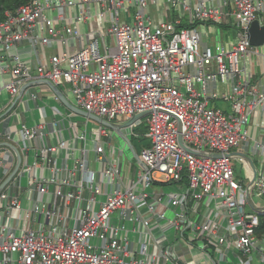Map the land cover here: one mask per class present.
Instances as JSON below:
<instances>
[{
    "label": "built area",
    "instance_id": "built-area-1",
    "mask_svg": "<svg viewBox=\"0 0 264 264\" xmlns=\"http://www.w3.org/2000/svg\"><path fill=\"white\" fill-rule=\"evenodd\" d=\"M161 2L187 12L192 27L179 19L156 22L150 8ZM96 22L101 27L91 29ZM255 22L264 24V0H196L194 7L190 0H32L7 12L0 23V96L17 102L35 77L66 86L76 108L109 123L143 116L130 136L145 126L150 147L139 155V169L125 189L115 163L92 168V154L102 164L107 149L116 152L103 126L90 138L68 120L56 121L74 130L71 147L64 140L44 146L45 125L22 124L13 137L0 131L21 156L0 192V264H264V210L250 211L248 204L252 189L264 196V178L246 189L232 165L233 151L249 140L252 117L264 115V72L258 87L243 67L251 56L264 61V46L248 39ZM198 26L236 38L202 47ZM70 42L80 46L56 53L48 65L21 59L28 46ZM220 85L229 89L221 95L229 113L210 105ZM254 147L264 150V138ZM60 153L68 156L60 159ZM10 160L0 155V187ZM15 163L13 154V172ZM184 180L185 193L149 192L159 181ZM204 200L215 202L214 215L200 210ZM140 206L163 221L174 215L167 222L189 244L191 259L175 248L169 254L168 239L154 236ZM130 232L141 236L138 256L129 249Z\"/></svg>",
    "mask_w": 264,
    "mask_h": 264
},
{
    "label": "crops",
    "instance_id": "crops-1",
    "mask_svg": "<svg viewBox=\"0 0 264 264\" xmlns=\"http://www.w3.org/2000/svg\"><path fill=\"white\" fill-rule=\"evenodd\" d=\"M190 3L191 6L194 7L196 5V0H190ZM150 11L151 13H153V17L156 20V22L161 20L174 21L175 19H179L182 22V26L192 27L190 25L188 18L189 14L187 12L183 11L182 9L172 10L166 2H161L157 8L151 7ZM100 24L101 23L99 22L93 23L91 25V29L96 30L100 28L101 27ZM78 29L82 32H87L89 30L88 27H83V26H80ZM197 30L201 32L203 36L202 47L212 46L220 41L223 42V37L217 35L215 27L206 30V28L198 26ZM225 43H228V41ZM79 46L80 44L75 42H70L66 46L55 43L51 44L48 47L37 46L35 48L28 46L23 50H21V59L33 66H36L39 63L48 65L50 58L56 53H61L64 50L72 51L73 48L77 49ZM10 54L14 55L15 52L12 51ZM243 67L246 70V73L250 76L251 81L255 86L259 87L263 84L262 75L264 72V61L262 58L251 56L243 62ZM4 80L5 81L9 80V77H5ZM57 88L66 97V99L71 104L74 105L73 97L68 92V87L59 86ZM228 92L229 89L227 87H224L222 85L218 86L217 93L219 97L217 100L211 101L210 105L213 106L215 109H219L223 111L224 113H229L230 112L229 105L221 99V95ZM15 102L16 99L12 101L7 93H3L0 96V131L6 136L10 135L13 137V135L16 134V132L18 131V129L21 127L22 124H25L28 127L45 125L46 132L48 133V135L46 136V138L42 140V144L44 146H48L49 144L56 145L58 142L64 140L65 142H67L68 146L71 147L74 146L73 138L75 136V132L73 129L70 128L74 126L75 129L78 131V134L82 133V131L81 130L79 131L77 128V125L80 124L76 123V121L73 120L77 115L69 111L53 94L51 88L47 84L41 82V80L36 79V77L34 78V80L27 82V84L23 86L21 95L19 99H17V102L16 103ZM64 119L68 120L66 122V125L70 126L69 130L65 128V125L63 127L62 125L61 127L59 126V123L63 122ZM56 121H61V122L56 124L55 123ZM88 126H89L88 122L85 123V130L89 135ZM98 129L93 130L91 132V138L92 137L95 138ZM106 129L113 136V138L116 137L111 130H109L108 128ZM248 129H249L248 142L244 143L239 149L233 151L232 153V158L235 166L237 165V168H241V175H242L241 177L240 176L236 177L237 174L235 171L236 180L240 182L246 189L252 188V186L254 185L255 181L258 178H264V150L258 151L254 147V143L256 140H261L262 138H264V115L260 113L255 114L250 121ZM8 144L13 146V140L11 142H8L7 140H5V138L0 139V155L7 153L8 155L11 156V160L8 163V168L10 170L9 176H11V174L13 173V154L16 162L14 168L17 167L18 158H17V154L11 148L8 147ZM113 153H114L113 149H107L106 158L102 164H97L95 162V156L94 154H92L91 156L92 168L100 170L106 168L108 165H110V163H115L123 173V186H124L123 188L128 189L132 186L133 180L135 178V173L139 169L137 166L140 163L137 162V165L130 164L128 165L127 168V166L125 167V162L123 161L125 151L123 150L122 153L119 150L118 157H116L117 151L114 154ZM67 156L68 153H60L58 155L60 159H64ZM30 160H32V157ZM247 160H249V162H251L254 165V168L257 172V179H255V171L251 169L252 168L251 164H249ZM159 182L161 183H155L153 185V188L149 191L150 193H155V194L165 193L164 187L166 185L168 186L173 184V183L165 184L162 183V181ZM174 187L176 190L175 192L185 193L187 192V181L184 180L180 183H176ZM141 191H142V187L140 186L138 188V192ZM249 197L253 206L252 208L249 206L250 211L264 210V196L257 197L252 189V192L249 195ZM215 207L216 204L212 200H204L200 204V210H205V211L207 210L208 214L211 215L215 214ZM140 210L143 216L149 218L152 221L154 236L157 237L165 236L170 243L168 244L169 247L172 248V252H173V248H175L177 252H182L185 255L187 254L188 258L190 259L192 258V254L189 249V244L182 241L181 238L177 239V237L175 236V232L173 231V229H171L168 222L162 224L163 220L159 219L157 215L149 214L147 212L146 206H140ZM115 217L117 218V216ZM128 227L130 228L131 225L128 224ZM171 231L174 232L172 238L168 236V233ZM128 236L130 239L129 249L133 252V254L138 256L142 250L141 236L139 234H134L132 232H130ZM186 237L189 241V237L188 236ZM173 239L174 242L172 241ZM155 251H156L155 247L152 246V252ZM230 256H232V253L230 254ZM234 256L235 255L233 254V257ZM227 262L231 264L230 259L227 260Z\"/></svg>",
    "mask_w": 264,
    "mask_h": 264
},
{
    "label": "water",
    "instance_id": "water-1",
    "mask_svg": "<svg viewBox=\"0 0 264 264\" xmlns=\"http://www.w3.org/2000/svg\"><path fill=\"white\" fill-rule=\"evenodd\" d=\"M248 39H249L250 44L254 47L264 46V24L261 25L259 22L253 23L249 29V32H248ZM41 82L47 84L51 88L53 94L59 99V101L69 111L73 112L77 116H81L83 118H86L87 120L94 121V122L98 123L99 125L111 130L114 133V135L116 136V138H118L119 141L124 145L125 153L129 154L136 162H138V163L141 162L138 153L135 151V148L131 143L130 127L136 121L143 118V116L135 117L130 122H128L124 125H117V124L109 123V122H107L101 118H98L94 115H91L87 112H84V111L76 108L73 104H71L66 99V97L60 92V90L53 83H51L49 81H45V80H41ZM126 134H127V136H126ZM181 144H182V142H181ZM182 145L185 147L184 144H182ZM8 147L11 148L17 154L18 164H17V167L14 170V172L11 174V176H9L8 179L0 187V192L11 182V180H13V177L17 173V171L20 167V164H21V156H20L18 150L10 144H8ZM208 156L213 157V158L220 157L219 155H211V154H208ZM245 159H248V158H245ZM247 162H249V160H247ZM249 164H251V167H252L251 169H253L255 171V179H257V172L254 168V165L251 162H249ZM248 204L251 208L253 207L249 196H248ZM254 211L258 212L257 210H254ZM169 254H172V248L169 249Z\"/></svg>",
    "mask_w": 264,
    "mask_h": 264
},
{
    "label": "rangeland",
    "instance_id": "rangeland-1",
    "mask_svg": "<svg viewBox=\"0 0 264 264\" xmlns=\"http://www.w3.org/2000/svg\"><path fill=\"white\" fill-rule=\"evenodd\" d=\"M203 37V36H202ZM223 42H229V41H233V40H235V38H236V36L233 34V33H231V32H225V33H223ZM74 121H76V123H79L80 125H77V128H78V130L80 131H84L85 130V123H87L88 122V132H89V137L91 138V132L93 131V130H96V129H98V128H100L101 127V125H99L98 123H96V122H94V121H89V120H87L86 118H83V117H78V116H76L74 119H73ZM80 126V127H79ZM143 125H141V126H139V127H137V128H135L134 130H133V133H132V137H131V140H132V138H133V136L135 135V131L136 130H139V128L140 127H142ZM105 128V127H104ZM113 144H114V146H115V148H116V151H117V153H116V157H118L119 156V150L121 151V150H124L125 151V147H124V145L115 137L114 139H113ZM106 148H107V145H106ZM124 162H125V167L127 166V168H128V165H130V164H132V165H137V162L136 161H134L132 158H131V156L129 155V154H127V153H125V155H124V160H123ZM232 165H233V168L235 169V171H236V177L237 176H242L241 175V168H237V165L235 166V164H234V162H232ZM26 183H27V181H26V178H24L23 179V185L25 186L26 185ZM175 184H172V185H166L165 187H164V192L166 193V194H168V193H171V192H175L176 190H175ZM174 218V215H172V214H168V216H167V220L166 221H162V224H164V223H167V221L168 220H172ZM173 233L174 232H169L168 233V236L170 237V238H172L173 237ZM156 235H158V234H156ZM181 238V234H178V236H177V239H180ZM173 242H174V239L172 240ZM193 254H196V252H194ZM198 261H199V259H197Z\"/></svg>",
    "mask_w": 264,
    "mask_h": 264
},
{
    "label": "trees",
    "instance_id": "trees-1",
    "mask_svg": "<svg viewBox=\"0 0 264 264\" xmlns=\"http://www.w3.org/2000/svg\"><path fill=\"white\" fill-rule=\"evenodd\" d=\"M31 1L32 0H0V23L6 19L7 12H15L17 9L29 4ZM131 143L138 155L141 154L144 148L150 147V142L146 138L145 126H142L139 130L135 131V135L133 136ZM262 226L264 229V222Z\"/></svg>",
    "mask_w": 264,
    "mask_h": 264
}]
</instances>
